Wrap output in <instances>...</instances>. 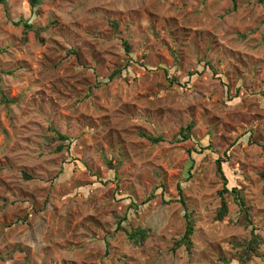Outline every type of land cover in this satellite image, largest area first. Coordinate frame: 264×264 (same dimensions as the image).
Returning a JSON list of instances; mask_svg holds the SVG:
<instances>
[{"label":"rangeland","instance_id":"rangeland-1","mask_svg":"<svg viewBox=\"0 0 264 264\" xmlns=\"http://www.w3.org/2000/svg\"><path fill=\"white\" fill-rule=\"evenodd\" d=\"M0 90V264H264L262 0H7Z\"/></svg>","mask_w":264,"mask_h":264},{"label":"trees","instance_id":"trees-1","mask_svg":"<svg viewBox=\"0 0 264 264\" xmlns=\"http://www.w3.org/2000/svg\"><path fill=\"white\" fill-rule=\"evenodd\" d=\"M262 2H264V0H262ZM6 4H7V0H0V5H6ZM40 4H41V0H31L32 8H36ZM19 23L20 22L16 23V25H19ZM22 24L24 25L25 29L28 31L33 29V27L29 25L28 23L22 22ZM125 47H126V50L129 51L130 48L127 43L125 44ZM116 73H120V72H116ZM0 92L2 95V103L6 105L13 103L12 100H10L2 90H0ZM193 128H194V125L191 124L188 126L186 130H184L186 134L184 135L185 140H188L190 138V134ZM57 136H58V139L63 142H66L69 140L68 137L60 133H57ZM143 137H145L146 139H148L150 142L154 144L163 142V138H160V137L156 138L148 134H143ZM62 150H63V147H60L58 149V151H62ZM217 168H218V174L223 180V183L225 185L224 190L221 192V197H222L221 208L219 209V212H218V219L222 220L228 214V203L226 201L225 195H228V194L233 195L235 200L239 201L241 205H244L245 202L242 196V191L237 187H232V188L230 187L229 179L224 169V163L221 160L217 162ZM187 218H188L187 230H186L184 237L176 243V247L178 248L186 246L188 249H191L193 247V235L195 233L194 223L190 220L191 218L190 216H188V214H187ZM129 238L136 243H139L138 241H141V243H144L145 239L147 238V233L146 231L141 230V229L134 230L129 234Z\"/></svg>","mask_w":264,"mask_h":264}]
</instances>
